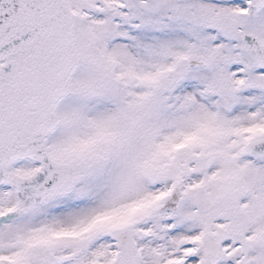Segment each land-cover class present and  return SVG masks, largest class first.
<instances>
[{"label": "snow or ice", "instance_id": "obj_1", "mask_svg": "<svg viewBox=\"0 0 264 264\" xmlns=\"http://www.w3.org/2000/svg\"><path fill=\"white\" fill-rule=\"evenodd\" d=\"M0 264H264V0H0Z\"/></svg>", "mask_w": 264, "mask_h": 264}]
</instances>
